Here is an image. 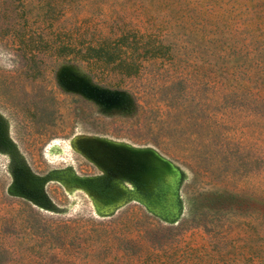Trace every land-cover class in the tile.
<instances>
[{"label": "rangeland", "instance_id": "obj_1", "mask_svg": "<svg viewBox=\"0 0 264 264\" xmlns=\"http://www.w3.org/2000/svg\"><path fill=\"white\" fill-rule=\"evenodd\" d=\"M0 264H264V0H0Z\"/></svg>", "mask_w": 264, "mask_h": 264}, {"label": "water", "instance_id": "obj_2", "mask_svg": "<svg viewBox=\"0 0 264 264\" xmlns=\"http://www.w3.org/2000/svg\"><path fill=\"white\" fill-rule=\"evenodd\" d=\"M72 84L76 85V87L72 89L81 92L88 98H92L100 102L113 98V94L108 93L105 89L93 86L82 79H72Z\"/></svg>", "mask_w": 264, "mask_h": 264}]
</instances>
